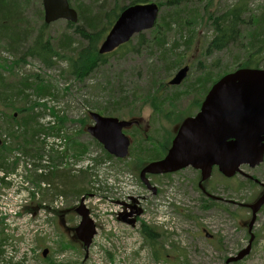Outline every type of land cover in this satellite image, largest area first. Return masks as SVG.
<instances>
[{"label":"rangeland","instance_id":"374dc122","mask_svg":"<svg viewBox=\"0 0 264 264\" xmlns=\"http://www.w3.org/2000/svg\"><path fill=\"white\" fill-rule=\"evenodd\" d=\"M78 1L89 6L94 0ZM129 1L108 0V6L100 3L104 7L100 12L91 13V18L86 14L82 15L85 28L87 29L88 21L94 17L97 18L95 27L103 25V13L113 11L116 5ZM157 1L162 6L159 17H169L172 11L165 4L167 0ZM185 3L188 5L183 11H179L182 13L181 19L188 26H185L180 34L179 27L175 24L169 32L164 33V29L161 30L165 37V47L171 49L175 42H185L172 54L170 64L166 67H163V56L158 47L150 49L149 44L138 47L136 39L132 40L127 49H122L111 57L106 56L103 60L105 63L83 79L70 75L65 61L53 57L50 64L45 65L40 58L41 62L26 56L25 52L33 46L42 24L39 16L42 10L41 0H28L29 8L23 9L21 13L16 9L9 21L12 26L18 25L17 28L25 31L19 35L22 47L16 50L8 47L5 42H0V65L12 66L11 70L0 68V91L5 87L4 92H12L7 103L0 99V137L7 143L6 152L2 154L4 158L0 162V174H5L10 181L34 182L36 195L42 197L48 207L54 199L64 196L60 192H67L65 197L74 200L86 192L94 195L99 191L100 197H95L99 201L93 199L88 203V208L101 236L106 229H111V234L104 243L106 248L101 257V264H222L226 258L232 257L241 248L243 250L247 244L246 232L250 216L246 209L231 208V216L219 211L204 212L205 216L198 217L202 212L192 198L191 185L195 178L193 171L184 170L168 181L152 179V183L161 191L159 196H152V191L147 190L137 177L142 166L140 163L147 160L137 157L133 151L143 140L134 139L129 160L112 159L108 162L104 160L100 147L89 135L81 133L82 128L84 130L91 124L87 122L89 113L95 112L124 121H138L139 127L136 130L142 136L153 135L159 143H164L166 136L170 138L171 132L176 131V124L191 115L190 107L193 104L197 106V102L200 103L203 99L205 94H202L201 87L192 90L198 77L208 73V79L212 82L235 70L245 61L247 51L255 53L252 61H260L258 67L264 69V0H185L181 5ZM238 8L241 12L240 18L245 24H241L237 42L229 43L226 49L205 56L204 48L211 37L217 35L214 28L215 19ZM21 16L25 24L28 21L29 25H21ZM79 23L78 20L77 25L68 29L64 21L50 24L45 30L46 36L49 37L47 45L50 48L56 47V51L61 54V41L70 39L65 40V48L69 49L63 57L76 56V50L80 51L77 41L79 35L75 31L78 26L81 28ZM160 26L161 29L164 28L163 24ZM188 32L192 34L189 35ZM258 32L261 34L257 36ZM151 36L150 32L145 33L147 39H151ZM82 45L86 46L87 43L83 42ZM166 62L168 63V59ZM183 65L191 67L189 78L176 87L164 85L173 77L176 68ZM210 85L211 83L207 84V88ZM164 97H167V101H161ZM1 102L6 104L5 107ZM57 109L62 118L61 129L55 116L50 113L51 110ZM49 113L51 115H48ZM167 113L170 114L169 120L165 118ZM13 114H16L14 119L11 118ZM41 129L44 131L43 135ZM145 129L149 130L145 132ZM33 131L39 135L32 138ZM133 132L134 129L128 131L129 134ZM161 133L163 134L160 136ZM58 137H61L60 141H57ZM68 138L72 139L73 144L64 145V140ZM82 145H85L86 149L79 155L77 148ZM157 154L161 155V152ZM247 171L260 182H264V163L253 170L246 169ZM110 183L130 186L134 196H143V220L146 219L151 226L155 225L158 234L166 239L164 249L170 252L167 259L153 261L148 251L142 248L137 229L127 227L120 219L115 218L113 211H116L117 206L114 201L118 199L119 188H116L117 191L114 186L109 188L107 184ZM210 183L215 184L217 194L238 204L255 202L262 193L257 185L249 183L240 175L227 181L215 173ZM209 186L211 187V184ZM167 202L168 214L159 218L166 219L167 222L162 223L163 221H157L154 209L161 207V213L165 210ZM31 211L28 207L23 209V212ZM197 220L203 227L212 228L215 236L217 235L224 245L223 250H217L208 245L205 238L199 237L195 224ZM63 223L64 219L60 223L61 227ZM253 232L256 239L252 250L240 264H264V210L257 215ZM65 240L70 241L67 238ZM70 242L74 244L73 241ZM73 253L80 254L78 251Z\"/></svg>","mask_w":264,"mask_h":264},{"label":"water","instance_id":"95a60500","mask_svg":"<svg viewBox=\"0 0 264 264\" xmlns=\"http://www.w3.org/2000/svg\"><path fill=\"white\" fill-rule=\"evenodd\" d=\"M44 23L49 25L58 20L76 23L77 14L67 0H42ZM158 16L156 4H135L125 7L99 46L98 54L111 53L126 44L133 35L154 27ZM188 67L182 68L169 82L179 85L186 77ZM93 126L86 132L100 143L103 149L117 158L127 155L129 141L122 130L132 125L116 118L102 117L90 113ZM1 143V142H0ZM264 155V71L240 69L216 82L204 98L198 114L183 121L178 128L165 157L148 164L141 171L144 174L165 175L191 167L199 170L205 180L213 167L224 177L231 178L240 172L241 166L255 168ZM264 188V185H263ZM264 204L263 195L247 207L252 212L249 232L255 215ZM76 214L80 223L76 236L88 248L94 235V225L88 211L79 207ZM253 237L245 249L225 264H233L247 256Z\"/></svg>","mask_w":264,"mask_h":264},{"label":"trees","instance_id":"16d2710c","mask_svg":"<svg viewBox=\"0 0 264 264\" xmlns=\"http://www.w3.org/2000/svg\"><path fill=\"white\" fill-rule=\"evenodd\" d=\"M68 1H69L70 5L73 4V6L77 10H79L78 20L81 23V28H79L80 26L75 28L76 33L79 35V37H77L78 38L77 41L79 42L78 46L80 47L79 48L80 51L76 50L77 55L71 56V57H68V56L63 57L66 53H68L66 50L69 49V47L65 48V40L66 39L61 41V44L59 46V48L61 49V54H59L56 51V47L50 48L47 45V42H49L48 41L49 37L46 36V32L44 30L45 26H43V24L40 25V28L38 30V34L33 41V46H31L28 49L27 53L25 52V55L29 56V57H33L39 61L41 59L45 65H49L50 61L53 59V57H55L56 60L65 61L67 63V68L69 70V74L74 75L78 79H83L84 77L88 76L91 72H93L95 69H97L99 66L101 67V65H103L105 63V62H103L105 57L110 56V55L115 53V52H113L109 55L99 56V55H97V47H98L97 45L101 42V40L103 39V36L110 29V27L113 25V23L118 18L120 12L125 8V6L137 4V3L148 2L147 0H130L127 3H122L121 5H116L114 7L113 11H108V13L105 12L102 14L103 25L95 27L96 26L95 21L97 20V18L94 17L90 21H88V23H87L88 27L86 29L82 15L86 14L87 17L91 18L90 17L91 13L100 12L99 10L104 7V6H102V4H104L105 6H108V0H94L89 6H86L85 3L80 2L78 0H68ZM184 1L185 0H167V2L165 4L168 5V8H170V10L172 12L169 14V17H161L160 16L158 18L157 23L155 25V28L152 29L150 32L152 35L151 39H147L145 37V34H140V35H137L135 37L137 40V43H138V47L141 45L146 46L148 44H149V46H151L150 49H152L154 47H158L157 49H159V52L163 56V58H162L163 67H166L170 64L169 59L173 56L172 54L180 47V44H185V42L178 43V44H177V42H175L174 45L171 46V49L165 47L164 46L165 45V39H164L165 37L161 31L164 29V31H163L164 33L169 32L172 29V25L175 24V25H178V27H179L178 33L180 34L181 31L184 29V27L188 26L187 24H184V20L181 19L182 13H180L181 11H179V10L183 11L185 9V7L188 5L187 3H185L184 5H181ZM100 3H102V4L100 5ZM155 3H157L159 9L162 8L161 4L157 0ZM28 8H29L28 0H0V42H5L6 45H8V47L14 48L16 50L20 49L22 47V42H21L19 35H20V32L25 33V31L17 28L18 25L12 26L9 21L13 18V15H14L13 12L16 9H19V11L21 13L23 11V9H28ZM239 9L240 8L233 11L232 13L229 12L226 15H224L218 19H215L214 28H215L217 35L214 34L213 38L211 37V39L207 43V46L205 47V56H208L215 51L219 52V51H222L223 49H226L227 46L229 45V43L234 44L237 42V40L240 37L241 24H245V21L241 20V18H240L241 12L239 11ZM10 14H11V17H10ZM39 16H40V14H39ZM191 18H193V17H191ZM20 23L22 26L29 25L28 21H26V24H25L23 16H21ZM80 23H79V25H80ZM239 23H240V26H239ZM161 24L164 25V28L162 27V29L160 26ZM72 26H73L72 24L67 23V27H72ZM85 29L88 30L87 33H86ZM188 34L191 35L192 32H188ZM256 34L258 36L261 34V32H258ZM178 38H180V37H178ZM44 39H45V41H44ZM24 40L25 41L27 40V36H26V38H24ZM69 40L70 39H68L66 41H69ZM83 42H86L87 45L86 46L82 45ZM128 45L129 44L123 46L120 49H127ZM254 54L255 53H253L252 51H247L246 59L241 64V66L242 67L254 66L255 68H257L260 61H252ZM166 59H168V63L166 62ZM177 61H178V59H177ZM54 62H56V61H54ZM153 71H155V70H153ZM0 77L2 78V75H0ZM209 81L211 82V80L208 79V73H206L203 77H198L196 79L195 85L193 86L194 88L192 90H197L196 88L199 89L200 87L202 88V91L205 90V86L210 83ZM5 89L6 88L4 87L3 91H0V93H2V94H0V99H4L5 102L7 103L8 100L10 99V96H11L9 94H12V92L6 93V92H4ZM120 90H121V95H122V89H120ZM204 92H206V91H204ZM17 93L20 94L18 91H17ZM122 97L123 96H121V98ZM166 98H163L162 101H167ZM118 101H120L119 98H118ZM113 104H115V103H113ZM1 105L5 107L6 104L1 102ZM156 112L159 113L158 111H156ZM50 113L55 116V118L58 121V127L61 129L63 123L60 121L62 118L60 116L59 109L51 110ZM50 113L48 115H51ZM169 117L170 116H165L166 120H169ZM11 118L14 119L13 116H11ZM31 120H33V119H31ZM78 122H80V121H78ZM41 132H42L41 134L43 135L44 134L43 129H41ZM35 133H36V131H33L32 136H31L32 138L34 136L36 137L37 135H39L38 132L36 134ZM63 144L67 145L66 140H65V143H63ZM77 149L79 150V151H77V152H79V155H82L84 153L85 148L83 146H81V147L79 146ZM3 152H6V148L3 145H1L0 146V162L2 161L1 159L4 158L2 155ZM136 152H137L136 155L139 158L154 157V160H155V159H159L161 157V155L164 153V150H161V155L156 156L154 151L152 150L151 146L146 145L144 147L140 146ZM1 165L2 164H0V166ZM24 181L25 180L20 181V182H24ZM60 193H62L64 196H66V194H68L65 191L60 192ZM140 235H141V237H143L144 246L148 250H150V247L154 248L153 251L150 250L152 260L160 261L162 258H165L166 255L168 256V254H170L168 252L167 253L164 252L163 247H162V243L164 242V238L158 234L157 230L152 229L150 227L142 226ZM66 247H67V245H62L61 249H64ZM5 250H8V249H5ZM11 256L12 255L10 254V257Z\"/></svg>","mask_w":264,"mask_h":264},{"label":"flooded vegetation","instance_id":"af4514ba","mask_svg":"<svg viewBox=\"0 0 264 264\" xmlns=\"http://www.w3.org/2000/svg\"><path fill=\"white\" fill-rule=\"evenodd\" d=\"M205 96V95H204ZM202 102V101H201ZM201 103H199V101L197 102V106H196V110L195 114L199 111ZM137 127H139L138 122L136 123ZM125 131V130H124ZM130 136V135H129ZM166 153V152H165ZM164 153V155H165ZM163 155V156H164ZM246 167L245 168H241L242 173H247L249 174V172H246ZM189 171H193V173L195 174V178L194 181L191 185V191H192V198L194 199V202L197 204V208L199 209L200 212H202L201 216H198L200 218H202L204 215V212L207 213H217L219 211L225 212L227 213L229 216H231V208H236V207H240L236 204V202L228 197H222L221 195L217 194L215 192V184L210 183L211 179L213 177V175L215 174L216 169L213 168L212 172H211V176H209L208 178H206L205 180L203 179L202 174L199 171L196 170H191L188 169ZM253 179H248L246 177H244V175H241V177H243L246 181H252L250 183H254L255 185L258 186V188L260 189V191L262 192L264 189L262 187L263 183L260 184L258 182H255V176L250 174ZM172 175H165L163 177L164 180L170 178ZM157 176H151L149 177V180L152 181L153 178H156ZM209 184H211V187L209 186ZM157 192H155L156 194ZM85 198V197H84ZM83 197H80V200H85ZM243 208V207H241ZM248 211V215H250V210L248 208H245ZM262 209V208H261ZM138 209L136 206L133 207V212H137ZM68 210L65 208V211L62 212L63 213H67ZM192 216V214H190ZM60 218L64 217L63 215H59ZM199 220V219H198ZM196 221V227H197V233L199 234V237H203L207 240V243L211 246H213L214 244H211L210 241H219V237L216 235L215 236V232L212 230L211 227H203L202 225L199 224V221ZM59 228V230L62 233V239H66V237H68L67 239L72 240L73 243L75 245H77L78 247H80V244L78 243V241L76 240L74 233H73V228L72 227H68V226H57ZM248 234V232H246V235ZM256 238V235H255ZM44 251V250H43ZM51 256V252L49 250L45 251L44 255L42 256V258L44 260L49 259ZM154 261V260H153ZM155 263V262H154Z\"/></svg>","mask_w":264,"mask_h":264},{"label":"bare ground","instance_id":"6f19581e","mask_svg":"<svg viewBox=\"0 0 264 264\" xmlns=\"http://www.w3.org/2000/svg\"><path fill=\"white\" fill-rule=\"evenodd\" d=\"M114 9V8H113ZM59 135V134H58ZM59 139H57V141H60V139H61V137H58ZM22 157V156H21ZM41 162H42V160H41ZM40 162V163H41ZM91 166V165H90ZM40 168H41V165H40ZM40 168L38 169V170H40ZM1 171V170H0ZM31 171V166H30V168H29V172ZM15 174H17V169L15 170ZM4 179H9V177H6L5 176V174H0V180H4ZM97 194H99V191H98V193H95L94 195H97ZM89 195H91V193H84L83 195H81L80 197H87V196H89ZM79 197V198H80ZM151 252V251H150ZM155 261V260H154ZM156 262V261H155ZM0 264H9V262H8V260L5 258V256H4V253H3V249H2V247H0Z\"/></svg>","mask_w":264,"mask_h":264}]
</instances>
